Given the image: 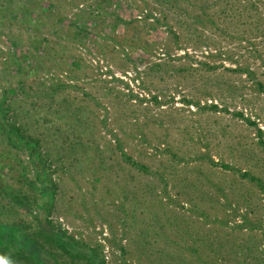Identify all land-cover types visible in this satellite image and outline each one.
<instances>
[{
  "label": "rangeland",
  "instance_id": "374dc122",
  "mask_svg": "<svg viewBox=\"0 0 264 264\" xmlns=\"http://www.w3.org/2000/svg\"><path fill=\"white\" fill-rule=\"evenodd\" d=\"M257 81L264 0H0V264H264Z\"/></svg>",
  "mask_w": 264,
  "mask_h": 264
},
{
  "label": "trees",
  "instance_id": "16d2710c",
  "mask_svg": "<svg viewBox=\"0 0 264 264\" xmlns=\"http://www.w3.org/2000/svg\"><path fill=\"white\" fill-rule=\"evenodd\" d=\"M248 72H249V70H248ZM256 84H257V86L260 88V90H263L264 91V86H263V84L260 82V81H257L256 82ZM14 133H16V132H13V133H10L8 136H9V138H10V140H12V142H13V144L15 145V146H17V142H21V140L22 139H20V138H16V135L14 134ZM261 142V144H263L264 145V141H260ZM26 146H29V147H32V149H31V153L32 154H34V152H35V150H34V148H36V143L33 141V142H31V141H29L28 143H26L25 144ZM123 156H124V158H126V160H130L129 159V157L128 156H126V154H125V152L123 151ZM38 157V156H37ZM132 160V159H131ZM132 164H134L135 166L136 165H139L138 163H136L135 161H133L132 160ZM223 166H225V167H227L228 165H223ZM139 168H144V165H139ZM40 174L42 175V177H44L45 175H46V173H45V171L44 170H42L41 172H40ZM243 175H245V176H249V173H242ZM40 182L42 183V178L40 179ZM43 185V184H42ZM45 191H46V188H42V190H41V196L43 197V198H47L46 196V193H45Z\"/></svg>",
  "mask_w": 264,
  "mask_h": 264
}]
</instances>
